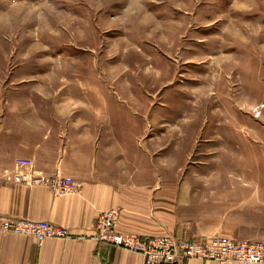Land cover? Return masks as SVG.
<instances>
[{
  "label": "rangeland",
  "instance_id": "obj_1",
  "mask_svg": "<svg viewBox=\"0 0 264 264\" xmlns=\"http://www.w3.org/2000/svg\"><path fill=\"white\" fill-rule=\"evenodd\" d=\"M80 100L161 187H253L264 225V0H0V114Z\"/></svg>",
  "mask_w": 264,
  "mask_h": 264
},
{
  "label": "crops",
  "instance_id": "obj_2",
  "mask_svg": "<svg viewBox=\"0 0 264 264\" xmlns=\"http://www.w3.org/2000/svg\"><path fill=\"white\" fill-rule=\"evenodd\" d=\"M81 101L72 115H64L65 105L38 103H10L0 114V217L50 223L71 236L38 245L30 237L0 234V264H146L140 254L95 239L98 215L112 209L122 235L264 241V225L240 208V191L253 187H161L153 172H144L137 136L114 133L102 106ZM16 159L32 162L34 179H74L79 193L54 196L41 185L14 183Z\"/></svg>",
  "mask_w": 264,
  "mask_h": 264
},
{
  "label": "built area",
  "instance_id": "obj_3",
  "mask_svg": "<svg viewBox=\"0 0 264 264\" xmlns=\"http://www.w3.org/2000/svg\"><path fill=\"white\" fill-rule=\"evenodd\" d=\"M264 106H258L259 111ZM15 174L12 181L27 186L41 185L54 196L78 194L79 184L72 178L61 175L34 179L33 164L30 160L16 159ZM30 171L28 174L20 173ZM41 183V184H37ZM118 212L114 209L98 215L95 239L114 247L140 254L146 264H178L186 260L210 261L216 264H264V241H236L227 237L213 236L193 240H177L170 236L140 238L116 232ZM0 234L30 237L40 245L46 239H65L71 237L64 228L46 222L28 219L0 217Z\"/></svg>",
  "mask_w": 264,
  "mask_h": 264
},
{
  "label": "bare ground",
  "instance_id": "obj_4",
  "mask_svg": "<svg viewBox=\"0 0 264 264\" xmlns=\"http://www.w3.org/2000/svg\"><path fill=\"white\" fill-rule=\"evenodd\" d=\"M197 110V109H196ZM70 178V177H69Z\"/></svg>",
  "mask_w": 264,
  "mask_h": 264
}]
</instances>
